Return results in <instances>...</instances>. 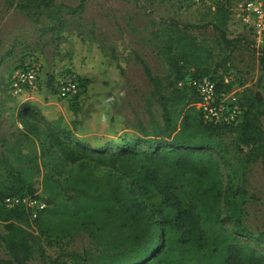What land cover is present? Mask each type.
Wrapping results in <instances>:
<instances>
[{
	"label": "rangeland",
	"instance_id": "1",
	"mask_svg": "<svg viewBox=\"0 0 264 264\" xmlns=\"http://www.w3.org/2000/svg\"><path fill=\"white\" fill-rule=\"evenodd\" d=\"M80 1L0 0V181L18 190L7 162L33 186L36 195L55 197L68 208H72V192L61 186L71 181V174L78 167L71 156L79 160L83 155L77 148L80 140L100 148L115 143L109 145L107 154L95 153L91 164L95 175L111 173L120 177L141 165L142 156L133 154L147 149L140 127H150V112L162 121V108L137 55L154 74L167 81L171 70L162 53L165 20L202 25L210 19L209 6L195 0H86L82 9L73 12ZM237 3L231 7L228 26L230 37L239 38L230 54V69L224 74L230 84L229 92L239 94L250 87L264 93L258 85V19L251 11L237 9ZM193 33L211 45L217 38L212 27H197ZM96 54H103L114 86L109 84L112 91L101 96L105 85L102 86L99 69L91 68L96 82L84 107L79 131L81 115L76 101L61 98L55 83L65 75L88 71V63L96 65ZM28 64L38 67L37 89L30 95H16L11 89L12 77ZM223 71L220 68L212 74L218 76ZM262 126L264 129V117ZM48 132L56 134L61 143L53 146ZM215 140L221 144L207 150L220 161L228 181L232 174L227 164H235L238 158L234 135L227 131ZM122 180L125 184L130 181L124 176ZM246 188L248 200L240 239L264 253V160L248 167ZM114 205L121 210L120 203ZM34 219L31 214L7 222L0 218V264L12 259V229L35 230ZM44 223L47 230L40 246L32 247L28 264H82L66 253L104 247V241L94 237L98 234L96 224L84 214L74 216L58 210L47 214ZM234 224L226 222L225 227L235 231ZM116 231L113 229L112 235Z\"/></svg>",
	"mask_w": 264,
	"mask_h": 264
},
{
	"label": "trees",
	"instance_id": "2",
	"mask_svg": "<svg viewBox=\"0 0 264 264\" xmlns=\"http://www.w3.org/2000/svg\"><path fill=\"white\" fill-rule=\"evenodd\" d=\"M85 1L81 0L73 12L82 9ZM238 1L242 0H228L217 4L215 9L209 6L210 19L202 25L165 20L166 40L162 53L171 70L167 81L154 74L137 55L163 113L159 122L150 112V127H140L147 149L132 153L141 155L142 159L138 169L122 174L129 177L127 184L122 176L94 173L92 156L107 154L109 145L115 144L112 142L100 148L83 139L79 141L77 148L87 158L80 155L77 160L71 156L78 167L71 174V181L61 186L62 190L72 192L69 197L72 208L55 197L36 195L33 186L5 162L18 190L0 181V218L7 222L25 219L31 214L23 205L7 208L3 203L7 196L31 195L44 200L47 207L34 219L35 230L12 229L9 238L12 259L4 263L28 264L32 247L40 246L47 230L45 216L64 210L74 216L86 215L96 224L95 239L104 241V247L97 251L66 253L71 260L82 264H264V253L243 242L239 235L248 200L246 171L252 164L264 160V93L245 87L239 93L243 108L239 123L216 125L202 121L196 92L178 85L187 77L211 76L219 91L229 92L230 84L224 74L230 69V54L239 38L230 37L228 26L231 7ZM197 27L213 28L217 36L213 45L193 33ZM102 55L96 54V65L89 66L87 62L88 71L80 67L84 73L69 72L76 75L80 85V91L71 98L76 101L81 115L79 131L83 126L84 107L88 104L92 84L96 82L91 68L100 71L102 86L105 85L101 96L110 94L109 84L114 86L108 78V65ZM258 61L261 70L258 85L264 90V40ZM220 68L223 74H212ZM51 82L50 79L47 84ZM227 131L234 135L238 158L235 164H227L232 178L225 181L220 161L207 147L219 146L221 141L216 142V137ZM48 135L53 146L61 143L56 134L48 132ZM235 178L238 182L233 180ZM114 203H120L121 210ZM231 221L235 222V231L225 227V223ZM113 229L117 230L114 235Z\"/></svg>",
	"mask_w": 264,
	"mask_h": 264
},
{
	"label": "built area",
	"instance_id": "3",
	"mask_svg": "<svg viewBox=\"0 0 264 264\" xmlns=\"http://www.w3.org/2000/svg\"><path fill=\"white\" fill-rule=\"evenodd\" d=\"M200 4H207L215 9L217 4L226 3L228 0H195ZM237 9L251 11L258 19L257 40L258 45H263L264 40V3L262 0H242L237 3ZM39 71L35 64H28L15 71L11 80V89L14 94H30L38 86ZM180 87L193 89L198 97L197 107L202 121L216 125H236L242 117V101L236 91H219L211 76L187 77L178 82ZM55 86L59 96L63 99L73 98L79 91V81L75 75H65L59 78ZM7 208L25 206L31 215L36 218L38 213L47 207L44 200L27 195L7 196L3 200Z\"/></svg>",
	"mask_w": 264,
	"mask_h": 264
},
{
	"label": "crops",
	"instance_id": "4",
	"mask_svg": "<svg viewBox=\"0 0 264 264\" xmlns=\"http://www.w3.org/2000/svg\"><path fill=\"white\" fill-rule=\"evenodd\" d=\"M26 95V94H25ZM30 95V94H29Z\"/></svg>",
	"mask_w": 264,
	"mask_h": 264
}]
</instances>
